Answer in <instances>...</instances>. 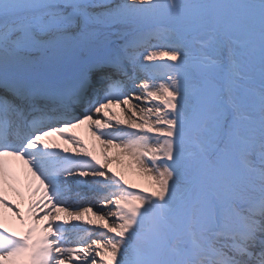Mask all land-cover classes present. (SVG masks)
Returning a JSON list of instances; mask_svg holds the SVG:
<instances>
[{
    "label": "snow or ice",
    "instance_id": "obj_1",
    "mask_svg": "<svg viewBox=\"0 0 264 264\" xmlns=\"http://www.w3.org/2000/svg\"><path fill=\"white\" fill-rule=\"evenodd\" d=\"M0 264H264V0H0Z\"/></svg>",
    "mask_w": 264,
    "mask_h": 264
},
{
    "label": "bare ground",
    "instance_id": "obj_2",
    "mask_svg": "<svg viewBox=\"0 0 264 264\" xmlns=\"http://www.w3.org/2000/svg\"><path fill=\"white\" fill-rule=\"evenodd\" d=\"M137 94H139V93H137ZM132 104H133L134 107L137 108V110H139L140 105H139V102H138V101H136L135 99H133ZM119 111H120V109L117 111V113L120 114V115L122 116V118H127L128 116L131 115V113L128 111L127 108H125V111H124L123 113H121V112H119ZM76 131H77L79 134L85 136V138H87L86 133H85V131H84L83 128H82V129H78V130H76ZM61 143H63V142H61ZM66 146L71 147V145H66ZM97 155H100V153L97 152ZM110 163H111V166H112L114 169L120 170L121 167H122V161L117 160V161H112V162H110ZM97 207H98V206H97ZM97 207H94V208H93V211H96V210H97ZM108 207H111V205H108ZM60 218H61V219L65 218V214H64V213H61V214H60ZM75 222H76V221H72V223H75ZM110 222H111V221H110ZM67 226H68V227H71V223H70L69 225H67Z\"/></svg>",
    "mask_w": 264,
    "mask_h": 264
}]
</instances>
